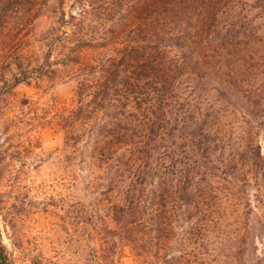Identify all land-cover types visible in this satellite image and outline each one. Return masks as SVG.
I'll use <instances>...</instances> for the list:
<instances>
[{
    "label": "trees",
    "instance_id": "1",
    "mask_svg": "<svg viewBox=\"0 0 264 264\" xmlns=\"http://www.w3.org/2000/svg\"><path fill=\"white\" fill-rule=\"evenodd\" d=\"M252 8L264 13V0H0V103L63 73L76 83L51 124L94 201L83 264H117L123 247L136 264H208L222 186L250 214L262 204L249 188L264 163L257 129L238 139L224 122L231 96L250 125L264 118V20ZM39 28L45 52L31 59L22 37ZM0 264H17L1 224Z\"/></svg>",
    "mask_w": 264,
    "mask_h": 264
},
{
    "label": "rangeland",
    "instance_id": "2",
    "mask_svg": "<svg viewBox=\"0 0 264 264\" xmlns=\"http://www.w3.org/2000/svg\"><path fill=\"white\" fill-rule=\"evenodd\" d=\"M242 2L256 5V0ZM251 11L260 25L263 11ZM42 29L22 37L20 47L31 59L45 52L40 42ZM75 90L74 80L63 73L31 86L21 85L0 103V147L6 151L0 166V224L4 243L17 264H32L42 256L59 264L91 262L90 257L82 260L80 251L83 239H90L82 223L84 215L90 216L94 201L89 205L78 153L66 147L62 130L51 124L58 108L73 104ZM225 107L230 111L225 129L239 126L234 129L238 139L257 129L264 155V118L250 125L243 99L231 96ZM222 187L228 198L217 212L219 223H213L214 250H210L208 264H264V163L253 173L249 187L255 205L258 199L263 202L251 214L242 205L234 206ZM84 202L88 214L82 212ZM116 259L117 264H136L127 247L120 249Z\"/></svg>",
    "mask_w": 264,
    "mask_h": 264
}]
</instances>
